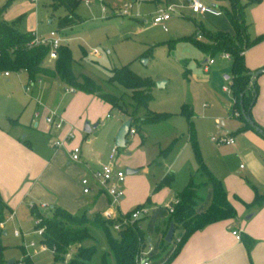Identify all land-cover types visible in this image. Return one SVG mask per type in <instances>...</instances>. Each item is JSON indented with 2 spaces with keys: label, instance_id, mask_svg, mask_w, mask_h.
<instances>
[{
  "label": "rangeland",
  "instance_id": "1",
  "mask_svg": "<svg viewBox=\"0 0 264 264\" xmlns=\"http://www.w3.org/2000/svg\"><path fill=\"white\" fill-rule=\"evenodd\" d=\"M164 1L81 0L75 7V12L82 21L72 27L60 29L58 20L66 10L63 6L54 8L51 0H0V7L5 5L0 13V20L15 25L20 32L47 36L51 30H60L63 45L71 50L73 72L90 76L105 91L116 95L125 91L119 84L107 81L111 69L122 64H128L135 73L152 81V99L148 103V109L167 112L166 118L155 123L140 124L135 134L127 135L126 145L118 147L115 145L116 132L129 117L118 107H107L105 101L96 94H90L88 101L80 108L82 125L75 129L77 132L70 130L73 138L65 142L72 141L79 134V143L83 150L90 147L89 154L91 157L93 155L94 164L99 161L102 162L101 165L108 163L112 149L116 148L115 165L118 168L124 172L126 168L138 169L135 174L139 175L137 180L140 184L131 189V193L130 189L127 190L124 195L128 200L138 199L143 195L144 185L149 183L151 209L148 215L140 218V225L145 237L151 239L147 245L152 246V252L157 248L155 218L166 211L165 200L185 187L197 167L194 146L188 136V120L180 112L181 105L185 104L192 109L198 152L207 166L215 159L216 146L210 136L224 132L234 122V114L227 104L231 103V93L224 89L229 86L230 79L225 78V75H229L230 70L221 69L222 66L227 67L225 64L228 62L220 53L215 54L214 63L206 73L201 63L205 55L189 41L177 40L191 35L194 22L200 20V14L185 6L184 0L168 3L174 6L175 12L166 21L167 30L153 25V13L158 7L167 4ZM254 4L247 8L248 13L250 12L247 21L250 28L255 23L251 11ZM123 9H127L128 14L121 13ZM49 19L51 22H48ZM260 34L252 33L253 36ZM45 64L53 66L54 59L47 57ZM214 68L218 69L215 73ZM159 80H165L166 83L158 86ZM47 81L54 80L47 78ZM44 83V78H36L32 83L25 70H10L9 76L0 73V127L12 131L20 139H35L39 133L31 120L36 107L35 100L42 101L35 88ZM64 87L65 85L62 86L63 90ZM212 108L217 109V115L221 117L218 122L205 116ZM90 114L96 115L94 122L99 121V125L85 133L83 125L85 121H90L86 118ZM14 120L17 123H13ZM87 140L92 142L87 144ZM235 161L229 166L235 167ZM128 175L131 174L126 173L127 177ZM164 178L169 179V183L155 189ZM121 200L114 206L115 210L119 207L123 211ZM30 202V197L25 196L17 202L16 216L8 220L4 218L1 239L4 244L3 254L7 260L27 264L24 256L28 255L33 264H68L79 249L93 245L97 252L92 261H100V254L108 248L107 241L103 231L92 225L88 227L92 238L70 246L65 261L55 260L49 248H42L45 243L37 233L36 218L31 213ZM36 202L39 203V200ZM51 204L53 202H49ZM252 211V206L244 204V211L234 218L246 220ZM45 216L49 217L51 213L47 211ZM16 229L20 231V235H15ZM31 241L34 244L30 245Z\"/></svg>",
  "mask_w": 264,
  "mask_h": 264
},
{
  "label": "crops",
  "instance_id": "2",
  "mask_svg": "<svg viewBox=\"0 0 264 264\" xmlns=\"http://www.w3.org/2000/svg\"><path fill=\"white\" fill-rule=\"evenodd\" d=\"M84 1L88 2L89 0ZM203 1L213 7L227 5L226 0ZM170 2L177 1H164V3ZM184 5L188 6L187 0H184ZM248 11L249 10H246V21L249 20L250 12L248 13ZM251 11L255 23L254 27L251 28L249 24V31L251 35L252 33L255 35L260 34L264 32V0L255 3ZM199 14V21H201L205 27L232 32V26L222 12L213 9ZM81 21L82 18L80 17L78 23ZM48 22H51V19H49ZM59 31L60 30H58V32ZM203 54L205 58L201 63L203 65V71L207 73L210 70V65L214 62L208 64V68L206 69L205 65L210 57L207 58V55L205 53ZM222 58L225 59L228 64H225L227 67L222 66L221 69L229 68L230 74H226L225 78L231 80V57L227 58L222 56ZM244 60L246 66L252 71L264 66V39L245 50ZM217 70V68H214L213 73L217 72ZM187 71L188 70H186V72ZM9 75L10 72L7 76ZM37 78L45 79V83L42 86L35 88L38 90V97L41 98L42 101L38 99L35 100V110H38L39 114L35 117L34 110L31 120L39 134H36L33 140L27 137L20 139L12 131L0 127V192L7 204L4 218L7 220L10 219L9 215L11 212L15 213L17 202L25 196H29L33 202L39 200V202H44L48 206L49 202H53V205H58L75 213L83 211L87 214H93L97 211L101 212L108 206V195L95 189L90 193H84L80 184V176L88 173L90 169L99 168L102 162L99 161L98 164H94V157L93 155L91 157L89 154L90 147L83 150L79 143V134L62 148L52 146L54 138L59 136L63 137L70 130H77L80 128L83 122L80 115V108L85 105V101H88L90 94L95 95V93L72 89V87L65 85L57 77L38 76ZM47 78H52L54 81H47ZM165 83L166 81L164 80V84ZM257 84L258 92L251 108V115L254 121L264 129V73L258 76ZM64 85L65 87L63 90L62 86ZM233 100V95L231 94V103H227L231 111ZM105 105L110 109L113 108L111 104L106 101ZM219 107H221V105H219ZM49 110H53L63 118L64 121L61 128L56 129L46 123L45 116ZM209 111L210 112L205 116L207 118L212 117L215 122H218L221 117L217 115V109L212 108ZM233 114L232 117L234 118V122H232L229 129H225L224 132L234 136L235 143L215 144V159H212V163H208L210 166H208V168L222 180L228 198L236 209L237 216L244 211V202H251L256 193L264 194V136L259 134L252 127H247L244 120L238 116L237 111ZM106 116L108 117L109 114L107 113ZM86 118L90 120L89 122H94L96 120V115L90 114L87 115ZM125 118L127 117L125 116ZM192 118L193 112L191 120ZM13 123L17 122L14 120ZM93 124H96L95 127H97L99 121ZM91 142L92 141L89 140L87 144ZM72 145L80 146V161L71 160L70 149ZM232 159L239 162L237 163L235 161V167L229 166V164L233 162ZM115 160L116 159H114V163ZM138 176L139 175L135 173H133V175H128V177L125 176L123 183L125 195L127 190H133V188L140 184L137 180ZM149 187V183L144 185L143 195L138 199L128 200L124 195L120 203L123 212H128L131 210L129 209L131 206L142 203L147 204L149 209H151L150 194L148 191ZM179 192L180 191H175L165 202L176 198ZM200 193L203 198L199 202L197 210L201 211L205 209L211 201L212 193L210 184L201 185ZM50 206H52V204ZM252 209L253 211L247 215L246 220L243 218H238L239 220H237V218H227L210 223L204 228L196 230L187 238L178 253L171 258L168 263L264 264V204L258 207L252 206ZM148 213L149 210L145 215H148ZM168 215L169 211L166 208V211L158 215L154 221L157 248L154 252L150 251L149 255L155 264L166 262L173 248V244H171L169 248L162 251V240L165 238L163 234L165 232ZM232 230H237L240 233L239 239L232 233ZM179 235L180 228L174 227L173 237L177 238ZM246 235L253 239V243L249 249L243 240V237ZM146 240L147 243L151 242L150 238H146Z\"/></svg>",
  "mask_w": 264,
  "mask_h": 264
},
{
  "label": "trees",
  "instance_id": "3",
  "mask_svg": "<svg viewBox=\"0 0 264 264\" xmlns=\"http://www.w3.org/2000/svg\"><path fill=\"white\" fill-rule=\"evenodd\" d=\"M227 5L212 6L222 12L232 26V32L209 29L201 21H195V28L191 35L180 37L177 40H186L209 57L220 52H228L231 57L232 77L229 89L233 95L232 111L238 112L247 127H251L244 117V112L251 115V108L258 92L257 78L251 79L250 70L244 60V52L254 44L264 39V33L253 36L249 31V23L246 21V10L250 4L260 0H226ZM80 0H51L54 8L63 6L66 13L59 17L58 27H70L78 23L80 16L75 12V7ZM5 5L0 7V13ZM198 35H201L199 38ZM35 37L34 32H20L15 25L0 21V71L25 70L29 80H35L38 76L57 77L65 85L81 91L95 93L98 97L118 107L131 119V127L137 131L140 124L155 123L163 120L167 112H154L148 109V103L152 99V81L135 73L128 64L113 67L107 81L111 84H119L125 91L120 95L105 91L99 83L86 74H75L72 70L73 57L71 50L66 45H60L53 66H47L45 60L49 46L45 44H30ZM244 111V112H243ZM180 112L187 117L190 141L194 146L197 168L189 177L185 187L176 195L178 202L174 205L173 212L169 213L166 228L170 223L180 228L179 240L172 236L170 242L162 240V251L173 244V248L166 262L170 261L181 249L183 243L196 230L206 225L227 218L236 217V209L228 198L227 191L220 178H218L202 160L198 148L195 132L192 124V110L182 105ZM252 117V115H251ZM256 123V122H255ZM257 124V123H256ZM258 125V124H257ZM253 128V127H252ZM254 129V128H253ZM169 183L164 178L155 189ZM209 183L211 186V201L203 210H197L202 200L200 187ZM247 206H261L264 204V194L256 193L253 200ZM7 204L0 192V222L4 220ZM32 215L40 218L35 226H42L41 241L52 248L55 260L65 261L70 246L83 243L92 238L88 230L90 225L103 231L107 246L100 254V261L94 263L96 254L95 246L79 249L68 264H136V260L143 248L147 246L145 233L140 225V218L132 224L114 230L111 221L104 218L101 212L87 214L86 212H71L58 205L45 208L34 202L30 206ZM49 211L51 216L47 217ZM115 232V233H114ZM0 227V264H10L4 257V244L1 239ZM244 243L249 249L253 239L248 235L243 237ZM27 264H33L28 255L24 256ZM14 260L12 264H16Z\"/></svg>",
  "mask_w": 264,
  "mask_h": 264
},
{
  "label": "built area",
  "instance_id": "4",
  "mask_svg": "<svg viewBox=\"0 0 264 264\" xmlns=\"http://www.w3.org/2000/svg\"><path fill=\"white\" fill-rule=\"evenodd\" d=\"M188 6L191 8L193 12L197 13H204L208 10H213L214 8L208 4H206L203 0H187ZM175 12L174 6L172 4H163L162 6L158 7L154 11V16L152 20L153 25H159L162 27L163 30H167L166 21L171 17V14ZM121 13L128 14L127 9L121 10ZM200 38L201 35H198ZM63 38L57 30H51L47 36H38L35 34V37L32 39L30 44H45L49 46V51L47 57L50 59H55L58 54V47L62 44ZM223 57H230L228 52H220ZM214 62L213 57H210L205 65V68H208V64ZM9 70L0 71L3 75L7 76L9 74ZM31 82L33 80H30ZM73 89V88H72ZM225 90H229L228 87H224ZM38 110L34 111V116H38ZM45 121L48 125L52 126L53 128L59 129L63 125V118L60 117L56 112L53 110H49V112L45 116ZM136 132L134 127L129 128L128 134H134ZM127 134V135H128ZM73 138V134L69 131L61 138H54L53 146L60 147L64 146L66 140ZM212 142L217 145L220 144H234L235 138L234 136L222 132L218 135L210 136ZM80 152L81 148L79 145H74L70 149V158L73 161H80ZM115 152L116 148L112 149V153L110 154L109 158L110 161L108 163L102 164L97 169H90L88 173H85L80 176V184L82 186V191L84 193H90L92 190H97L104 192L109 197L108 206L101 211V215L111 221L112 228L114 230H119L121 227L132 224L135 220L141 218L142 215H145L148 210L149 206L145 203L139 204L133 209L128 212H123L121 209L115 210L114 206L119 204L120 199L124 197V189L123 183L126 176V172L122 169L118 168L115 163ZM178 202L177 198L171 199L165 202V207L169 211V213L173 212L174 205ZM34 202H30V206ZM38 206L41 208L47 207V204L44 202H39ZM15 216L14 212H11L9 218ZM7 220V219H6ZM40 222V218H36V223ZM4 220L0 222V227H3ZM37 233L42 236L43 227H37ZM232 233L236 236V238H240V233L237 230H232ZM15 235H20V231L18 229L15 230ZM179 240V237L176 238ZM34 244L33 241L30 242V245ZM42 248L50 249L46 244H43ZM152 246L147 245L141 251L140 255L136 260V264H155L153 263L149 252L151 251ZM160 264H169L168 262H162Z\"/></svg>",
  "mask_w": 264,
  "mask_h": 264
},
{
  "label": "water",
  "instance_id": "5",
  "mask_svg": "<svg viewBox=\"0 0 264 264\" xmlns=\"http://www.w3.org/2000/svg\"><path fill=\"white\" fill-rule=\"evenodd\" d=\"M261 73H264V66L259 67L256 70H254L252 72L251 79L258 77ZM157 85L163 86L164 80L157 81ZM244 117L251 127H253L259 134L264 136V129L255 123L254 119L251 117V115L248 112H244ZM95 126H96V124L91 125L89 121H85L84 126H83V130L85 132H89L90 129L92 127H95ZM130 126H131V119L130 118H127L126 120H124L122 122V124L120 125V127H119V129L115 135V145L116 146L123 147L126 145V143L128 141L127 140V134H128ZM137 171H138V169L126 168L127 174L136 173ZM173 231H174V225H173V223H170L169 228H168L166 235H165L166 241L170 242L172 240ZM13 261H14L13 259H9L8 263L12 264Z\"/></svg>",
  "mask_w": 264,
  "mask_h": 264
}]
</instances>
